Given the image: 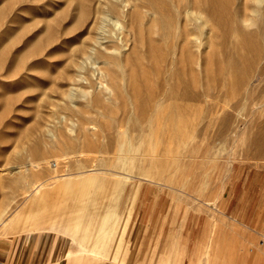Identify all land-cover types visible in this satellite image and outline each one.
Returning a JSON list of instances; mask_svg holds the SVG:
<instances>
[{
	"label": "rangeland",
	"instance_id": "374dc122",
	"mask_svg": "<svg viewBox=\"0 0 264 264\" xmlns=\"http://www.w3.org/2000/svg\"><path fill=\"white\" fill-rule=\"evenodd\" d=\"M181 1L0 0L4 264L45 235L55 264H264V0L209 27Z\"/></svg>",
	"mask_w": 264,
	"mask_h": 264
},
{
	"label": "bare ground",
	"instance_id": "6f19581e",
	"mask_svg": "<svg viewBox=\"0 0 264 264\" xmlns=\"http://www.w3.org/2000/svg\"><path fill=\"white\" fill-rule=\"evenodd\" d=\"M262 1L263 0H256L257 4L261 3ZM225 3H226L225 0H188V1H184V2L181 1V3H179V5H178V18H179V21H182V23H183V20H185L187 22H195V23H199L201 25H204V27H209L214 21L222 23L227 18V15L224 12H222L226 8V4ZM252 15H255L256 18L260 17L259 16V12L257 10H253L252 11ZM103 16H105V17L109 16L108 12L104 13ZM108 21H112V20H110V18H107V19L103 18L102 19V25L105 24V23H108ZM246 21H247V19H246ZM166 26H167V24L165 23L163 25V29L164 30H165ZM261 30L264 32V25H263V28ZM203 32L204 31H202L201 33H203ZM207 32H209L208 29H207ZM165 33H166V30L164 32H162V35L165 36ZM236 33H239L241 35L245 34L244 35L245 38L246 39L249 38L250 40L249 41L247 40L246 43L244 42L245 43L244 45L247 44V46L249 45L250 48L254 47L253 44L255 42L252 41L253 40V38H252L253 35L246 34L244 31H242V32L236 31ZM184 37L188 41L192 40V37L196 38V40H198V41L200 39L199 34L198 33H193V31L190 30L188 27H185ZM97 39H100V38H97ZM246 39L244 41H246ZM94 50H95L94 48H91L89 53L85 54L86 55V57H85L86 60L85 61H88L89 59L94 58L93 57L94 56ZM98 56L103 57L104 55L102 53H99ZM85 61L83 63V66L86 64ZM259 76L261 78H263V80H264V67L262 68V71L259 72ZM70 95H72V93ZM160 95H161L160 101H162L164 98L167 99V97H168L167 95L164 97V95L162 93H160ZM250 98L253 99L252 97H250ZM257 142H260L259 151H261L260 152L261 156L264 157V136H260L259 139H257ZM142 151L144 153L156 154L157 153V147H155V145L154 146L153 145H149L148 148L146 147ZM157 164H158L157 160L151 159L149 162L145 161L143 163V169L145 170V172H150V171L152 172V169L157 167ZM55 166L54 167L57 168L56 164H55ZM149 176L145 175L144 176L145 180L146 179L150 180L151 177H154L153 175H149ZM41 186H42V184H39L38 186H36L34 188V190L38 191ZM14 224H17V221L12 222L11 224H8L7 222H6V224H3L0 227V234L9 232V230L12 229L11 226H14Z\"/></svg>",
	"mask_w": 264,
	"mask_h": 264
},
{
	"label": "crops",
	"instance_id": "0c3cea01",
	"mask_svg": "<svg viewBox=\"0 0 264 264\" xmlns=\"http://www.w3.org/2000/svg\"><path fill=\"white\" fill-rule=\"evenodd\" d=\"M77 223H82V219L77 220ZM51 230H59V231H62L68 235H71V236L74 235L73 237H75L74 240H76L77 251L79 250L80 254H84V255L94 254V253L102 254V252L97 251L96 248L102 250V249H104V244L96 245L97 247H95V246L91 247V246H89V244H87L86 238H82L80 240H77L76 236H75V235H77L76 234L77 231L76 230L73 231L72 228H71V230L73 231L72 233L69 231H66V230L63 231V230L57 228V226H55V227L53 226V228ZM121 237L122 236H120V238ZM173 238H174V236H173ZM172 243H173V239L171 238V235H170L169 241L167 242V246H171ZM116 246H119V245H116ZM106 249H108L107 245H106ZM106 249H104V250H106ZM59 252H60V250H58V248L56 247V245L53 241V238L50 237L49 235H45L43 244L35 242L34 237H33L28 241V244L26 243V245L22 244V246L18 245L17 247L14 245L11 250H8V254L5 258H3V260H5L8 264H55L56 259L59 255ZM115 252L117 255L118 249L117 250L115 249ZM70 253H73V252L67 251V254H70ZM80 261L81 260H79L78 264H83V262L82 261L80 262Z\"/></svg>",
	"mask_w": 264,
	"mask_h": 264
},
{
	"label": "built area",
	"instance_id": "2783aa9c",
	"mask_svg": "<svg viewBox=\"0 0 264 264\" xmlns=\"http://www.w3.org/2000/svg\"><path fill=\"white\" fill-rule=\"evenodd\" d=\"M0 264H4V262L0 260Z\"/></svg>",
	"mask_w": 264,
	"mask_h": 264
}]
</instances>
